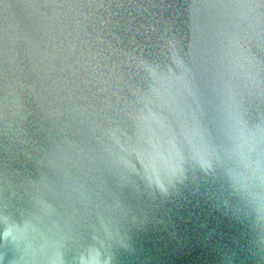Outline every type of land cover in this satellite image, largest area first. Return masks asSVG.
<instances>
[{
	"label": "water",
	"instance_id": "water-1",
	"mask_svg": "<svg viewBox=\"0 0 264 264\" xmlns=\"http://www.w3.org/2000/svg\"><path fill=\"white\" fill-rule=\"evenodd\" d=\"M264 0H0L4 264H264Z\"/></svg>",
	"mask_w": 264,
	"mask_h": 264
},
{
	"label": "clouds",
	"instance_id": "clouds-1",
	"mask_svg": "<svg viewBox=\"0 0 264 264\" xmlns=\"http://www.w3.org/2000/svg\"><path fill=\"white\" fill-rule=\"evenodd\" d=\"M242 166L245 169L243 174L245 188V206L247 217L250 218L253 228L257 231L258 237L264 233V160L257 158L255 161L242 158ZM7 225L0 232V243H12L20 249V236L18 233L21 227L14 224ZM104 247L102 241L99 247L91 245L78 258V264H111V257L104 255L101 249ZM0 264H4V253L0 252ZM10 264H19L18 261H10ZM49 264H65L63 253L57 252Z\"/></svg>",
	"mask_w": 264,
	"mask_h": 264
}]
</instances>
